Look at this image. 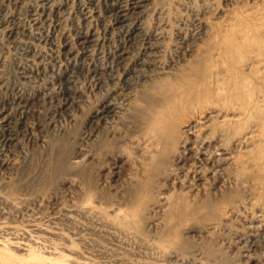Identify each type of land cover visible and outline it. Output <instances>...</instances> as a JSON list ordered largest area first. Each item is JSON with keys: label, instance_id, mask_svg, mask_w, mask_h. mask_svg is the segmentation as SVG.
<instances>
[{"label": "rangeland", "instance_id": "1", "mask_svg": "<svg viewBox=\"0 0 264 264\" xmlns=\"http://www.w3.org/2000/svg\"><path fill=\"white\" fill-rule=\"evenodd\" d=\"M0 264H264V0H0Z\"/></svg>", "mask_w": 264, "mask_h": 264}, {"label": "bare ground", "instance_id": "2", "mask_svg": "<svg viewBox=\"0 0 264 264\" xmlns=\"http://www.w3.org/2000/svg\"><path fill=\"white\" fill-rule=\"evenodd\" d=\"M132 6V5H131ZM135 9V8H134ZM121 11V10H120ZM118 13V12H117ZM121 13V12H120ZM127 17V16H126ZM117 20V18H115ZM121 23V22H120ZM84 41V40H83ZM87 42V41H86ZM89 42V41H88ZM156 122L153 124L152 128L153 130L158 133L161 137H164L165 138V127L167 125H165V118L164 116H157L156 118ZM167 131V129H166Z\"/></svg>", "mask_w": 264, "mask_h": 264}]
</instances>
